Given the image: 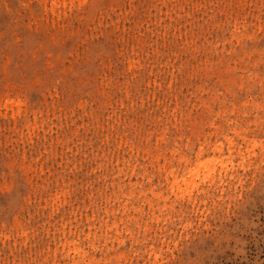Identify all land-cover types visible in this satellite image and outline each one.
<instances>
[{
    "label": "rangeland",
    "instance_id": "rangeland-1",
    "mask_svg": "<svg viewBox=\"0 0 264 264\" xmlns=\"http://www.w3.org/2000/svg\"><path fill=\"white\" fill-rule=\"evenodd\" d=\"M83 1L0 0V264H264V0Z\"/></svg>",
    "mask_w": 264,
    "mask_h": 264
},
{
    "label": "bare ground",
    "instance_id": "bare-ground-1",
    "mask_svg": "<svg viewBox=\"0 0 264 264\" xmlns=\"http://www.w3.org/2000/svg\"><path fill=\"white\" fill-rule=\"evenodd\" d=\"M58 1H60V0H58ZM74 1H75V0H74ZM85 1H86V0H85ZM85 1H83V3H84ZM54 2H56V1H54ZM63 2H64L63 4H66L65 1H63ZM60 3H61V2H60ZM79 4H80V3H79ZM52 5H53V4H52ZM55 5H57V2H56ZM64 6H65V5H64ZM53 7H55V6L53 5ZM15 103H16V102H15ZM17 105H18V103H17ZM19 105H20V102H19ZM23 105H24V104H23ZM209 163H211V162H206V163H204V164H205V166L207 167V165H209ZM212 163H213V162H212ZM212 163H211L210 165H212ZM204 164H200V163H198L197 166L194 167V169H196L195 172H196V174H197L198 176H199V173H197V172L200 171V170H199L200 167H202ZM208 167H209V166H208ZM204 168H205V167H204ZM211 168H212V167H211ZM190 170H191V169H190ZM203 170H204V169H203ZM212 170H214V168H212ZM215 170H216V169H215ZM191 171H192V170H191ZM205 171H206V169L204 170V173L207 174L208 172L206 171V172H207V173H206ZM208 171L210 172L211 170L208 169ZM214 172H215V171H214ZM193 173H194V171H193ZM200 173H201V172H200ZM204 173H202V174H204ZM196 174L194 173L192 176H193V177H194V176L197 177ZM205 174H204V175H205ZM207 175H208V179H209V173H208ZM210 175H211V174H210ZM214 176H215V175H214ZM191 178H192V177H191ZM211 178H212V176H211ZM214 178H215V177H214ZM192 180H193V179H192ZM211 180H213V179H211ZM208 181H210V180H208ZM210 182H212V181H210ZM191 184H193V182H192ZM188 185H189V184H188ZM193 185H194V184H193ZM190 186H191V185H190ZM194 186H196V185H194ZM194 186H193V187H194ZM188 187H189V186H188ZM191 188H192V186H191ZM68 248H69V247H68ZM77 250H78V248H77ZM74 252H77V251L75 250ZM83 256H84V255H83ZM82 258H83V257H82Z\"/></svg>",
    "mask_w": 264,
    "mask_h": 264
}]
</instances>
